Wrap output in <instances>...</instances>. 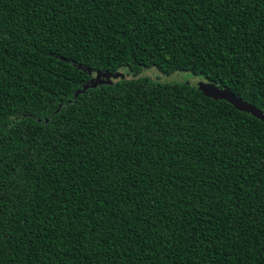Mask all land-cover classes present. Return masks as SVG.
<instances>
[{"label": "trees", "instance_id": "obj_1", "mask_svg": "<svg viewBox=\"0 0 264 264\" xmlns=\"http://www.w3.org/2000/svg\"><path fill=\"white\" fill-rule=\"evenodd\" d=\"M151 67L264 112V0H0V264H264V122Z\"/></svg>", "mask_w": 264, "mask_h": 264}, {"label": "water", "instance_id": "obj_2", "mask_svg": "<svg viewBox=\"0 0 264 264\" xmlns=\"http://www.w3.org/2000/svg\"><path fill=\"white\" fill-rule=\"evenodd\" d=\"M198 87L206 96L216 100H226L227 102L233 104L238 110L251 113L253 116L264 122V112L254 104L237 96L232 90L228 88H221L214 82H207L204 80L198 83Z\"/></svg>", "mask_w": 264, "mask_h": 264}, {"label": "rangeland", "instance_id": "obj_3", "mask_svg": "<svg viewBox=\"0 0 264 264\" xmlns=\"http://www.w3.org/2000/svg\"><path fill=\"white\" fill-rule=\"evenodd\" d=\"M126 69V68H125ZM121 74H126L127 76L131 75L128 72H120ZM129 74V75H128ZM141 76H149L155 80H159L161 82H174L176 80L187 81L193 84H198L202 78L200 76L194 75L188 71H177L171 75H163L161 74L155 67L144 68L141 70ZM115 73H100L98 74L96 79L99 80H113L115 78Z\"/></svg>", "mask_w": 264, "mask_h": 264}]
</instances>
